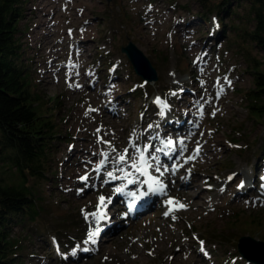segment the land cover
I'll return each instance as SVG.
<instances>
[{"label": "rangeland", "instance_id": "obj_1", "mask_svg": "<svg viewBox=\"0 0 264 264\" xmlns=\"http://www.w3.org/2000/svg\"><path fill=\"white\" fill-rule=\"evenodd\" d=\"M93 1L95 5L86 8V0H53L55 8L51 5L47 10L56 13L55 24L49 29L43 26L44 17L36 18L37 10H43L44 5L40 0H27L24 17L19 21L18 37L24 62L36 90L58 101L53 118L61 133L55 140L51 158L52 180L45 187L46 201L41 216L28 226L14 224L11 227L12 235L24 246L19 264H118V257H127L135 247L143 252L128 264H159V234H165L174 245L178 235L194 240L201 264H255L242 256L237 242L241 235L264 241V226L255 228L241 220L242 217L233 224L227 221L235 211L261 213L264 209V155L261 154L264 150V118L257 120L248 112L243 93L253 87V78L242 46L248 45L252 55L263 65L264 49L243 43V38L235 37L233 31L227 36L221 35L219 16L204 9L199 0ZM155 2L168 12L170 22L157 29H145L143 16L153 9ZM207 12L209 21L206 23L201 15ZM178 18L180 31L173 32ZM235 21L238 23L240 19ZM46 30L53 39L60 40L54 64L71 69L78 78L88 76V89L81 86L82 77L77 82L79 87L68 88L65 81L68 73L60 78L45 77L38 64H47L44 45L51 38L46 35ZM186 33L192 35L191 39L209 43L206 66L199 62L195 67L193 59L187 55L183 39ZM129 41L149 57L157 69V80L147 81L135 72L121 49ZM203 69L220 84L213 93L212 102L216 108L223 104V108L220 111L214 108L203 117L204 105L198 103L195 116L199 122L190 123L177 113V107L181 102H186V110L192 107L190 98L203 90ZM196 74L201 76L199 80L195 79ZM222 90L226 94L221 97ZM107 94L112 97L110 115L117 116L119 121L115 131L108 128L95 110V96ZM157 98L161 104L155 102ZM119 105L123 106V111ZM186 130V134H182ZM218 133L225 143L223 151L212 157L211 164L199 162L194 151L197 144L201 153L211 137ZM148 135L163 145H168L169 140L173 142L162 152H157L156 162L171 169L176 166V170L184 165L185 178L196 172L208 197L217 187L224 186L228 178L225 175L236 166L248 175L247 185L238 193L230 191L222 204L212 199L196 211L176 192L177 188L167 187V180L159 176L149 161L152 165L149 173L163 182L164 192H155V197H150L149 207L135 215L130 214V207L122 209L118 215L119 207L123 206L121 200L110 198L105 204V208L109 207L106 217L112 224H118V228L109 230L103 239V231L100 232L94 244L87 242L91 223L90 216L86 219L85 214L97 210L102 197L101 184L89 177L83 180V187H78V176L74 171L80 159L75 153L87 146L100 150L103 155L109 151L123 152L131 146L144 150ZM150 152L147 147L146 157ZM137 154L139 156V152ZM174 154L176 158L173 159ZM193 156L194 159H188ZM261 163L263 167H260ZM140 178L141 182L145 180L144 176ZM65 182L73 183L72 189L64 187ZM142 185L145 189L146 184ZM84 187L86 190L80 193ZM197 190L192 189V193ZM248 190H251L249 201L244 202ZM170 198L187 207L165 215L170 207L166 202ZM221 255H224L222 260L218 258Z\"/></svg>", "mask_w": 264, "mask_h": 264}, {"label": "trees", "instance_id": "obj_2", "mask_svg": "<svg viewBox=\"0 0 264 264\" xmlns=\"http://www.w3.org/2000/svg\"><path fill=\"white\" fill-rule=\"evenodd\" d=\"M26 1L0 0V264H19L24 246L12 235L11 227L28 226L41 216L45 187L52 180L55 140L61 135L53 118L58 101L36 90L23 59L18 32ZM199 4L217 13L221 35L233 31L243 43L264 49V0H199ZM208 12L201 15L206 23ZM248 47L242 46L253 87L243 94L249 114L261 120L264 65ZM240 218L255 228L263 227L264 209L261 213L235 211L227 222L233 224Z\"/></svg>", "mask_w": 264, "mask_h": 264}, {"label": "bare ground", "instance_id": "obj_3", "mask_svg": "<svg viewBox=\"0 0 264 264\" xmlns=\"http://www.w3.org/2000/svg\"><path fill=\"white\" fill-rule=\"evenodd\" d=\"M40 2L44 5L43 10L39 7V10H37L36 18L42 19L45 18V23L43 26H48L49 29L51 28V24H55L54 14H51L52 12L50 10H47L52 4L53 0H40ZM91 5H95V1L93 0H86L84 2V7L88 8ZM155 6V7H154ZM153 6V9L149 10V13L146 16H143L142 25L145 29H157L161 24H165L170 22V15L168 12H165L161 9V6L158 2H155ZM52 9L55 8V5L51 6ZM44 14V15H43ZM174 25V31L173 32H179L178 22ZM49 30H46L45 33L47 36L50 35ZM51 39L46 41L44 45V56L45 59L48 58L45 62L47 64H38L39 68L45 72V77L51 78V75L55 77H62L65 74L68 73V77L65 79L67 82L68 88H76L77 82H79V78L72 73L71 69H67L65 66H61L59 64H54L55 60H57V46L59 45L60 40H55L52 38V36H49ZM192 35L186 33L183 35V39L186 45V51L187 55L191 57L194 61V66L196 67L199 62L203 63L204 66L207 65L208 59V50H209V43L200 42L196 39H191ZM55 54V55H54ZM43 56V57H44ZM207 59V60H206ZM47 65V66H46ZM202 74L205 78L204 84H203V90L193 97L190 98V104L192 107H187L189 110L184 107L186 105V102H181L180 106L177 107V113L180 114L183 118H186L190 121V123L199 122V119L197 116H195L197 110V104L202 103L204 105L203 108V117L212 109H216V111H220L223 108V104L218 106L217 108L214 106L212 102L213 93L215 90H217V87L220 86V84L216 81L215 78H213L210 73L206 74V71L203 69ZM83 82L81 83V86H84L88 89V76L82 77ZM201 78L200 75L195 76V79L199 80ZM182 82V79H179ZM178 80V81H179ZM93 84L96 85L94 82ZM80 86V85H79ZM111 94V93H110ZM110 94L100 96L96 95L95 99L97 100L96 103V113L98 116L103 119L108 128L115 131V129L119 128V121L118 117L115 115H110L109 107L112 106L111 100L112 97ZM226 92L223 90L220 92V96H224ZM111 99V100H110ZM113 103V102H112ZM120 103V102H118ZM119 109L123 111V106L119 105ZM197 127V126H196ZM193 127V128H196ZM188 130L183 132L182 134H186ZM146 143L148 149H151V152L148 155L149 161H151L154 165L156 164V155L157 152H162L167 146V144L163 145L160 144V142L157 141L156 138H152L150 135L146 137ZM159 146V148H158ZM225 143L221 137V135L215 134L210 139V143L206 144L204 148L202 149V152L199 153L198 157L196 159L199 162H208L211 164V159L213 156H218L224 149ZM128 151L126 153V161L124 163L118 162V157L122 154H125V150L123 152H116L113 153L111 151L107 152L106 155H103V153L100 150L93 149L90 146H87L86 148H83V150L80 153H75L76 157H79L78 166H76V169L74 171L75 176H78L76 179L77 183H79L78 187H83L84 183L83 180H81V176L85 174L88 178H95L96 184H101V192L102 197L105 198L103 205L100 207V211L105 213L109 210V207L105 208V204L108 203L109 199L119 197L117 200H121V207L118 210V215H120L122 209H128L129 206H131V209L129 210L130 214L132 211L134 213L141 209L143 203H145L148 199V202H151L153 197H155L154 193H149L148 198L147 195L141 197V200H135L132 196L127 195L129 192H135L137 195H140L141 192L147 190L144 189V185L141 183L142 176L139 175L134 169L131 168V163L134 159L138 158L137 151L134 147H128L126 148ZM176 158V155L174 154L173 159ZM99 160L102 161V164L99 165ZM205 161V162H204ZM164 165V164H161ZM260 167H263V163L260 164ZM166 166V165H164ZM169 171L165 172L163 177L167 180V187L169 189H175L178 194L182 195V198L187 200L190 207L193 208L196 211H200L202 208H204L212 199L215 201V203H223L225 202L226 198H228V195L231 193L230 191H237V193L240 191L239 185H241V182H243V186L247 185L246 179L248 178L247 174L242 170L240 166H236L230 170L225 176H227V180L225 181L224 186L217 187V189L213 192L212 196H207L205 189L201 186L199 178L196 175V172L194 174H189L187 178L183 176L184 172V165H180V168L178 170H175L173 173V170L171 167L167 165ZM99 169V170H97ZM163 170V168L161 169ZM112 172L116 179H111L108 177V173ZM125 172H132L133 176L131 179L134 180L133 183L125 182L124 179H120L119 177H122ZM231 177V179H229ZM147 179V177H145ZM90 182V181H89ZM64 187L68 186L69 190L72 189L73 183L71 182H65L63 183ZM129 184H132L133 186H130ZM117 188H123V193H118L116 191ZM135 188V189H133ZM83 190H80V193L84 192L86 190V187L82 188ZM192 189H198L197 192L192 193ZM244 189V188H243ZM251 190L247 191V194L245 193L244 202L249 201L250 192ZM152 197V199H150ZM88 198L82 200L86 201ZM132 200V201H131ZM231 200H234V197L231 198ZM100 201V199H99ZM128 201H131L129 204ZM129 204V205H128ZM100 205V203H99ZM98 210V208H97ZM95 210V212H97ZM144 208L142 209V211ZM94 212V213H95ZM117 214V212L115 213ZM134 215V214H133ZM89 221L91 223V231H93L95 228L99 227L100 232L103 231L104 237H101V239L105 238L106 233L110 230L113 231V229L118 228V224H112L110 219H104L101 220L99 224L95 222V218L91 215H89ZM111 237V235L109 236ZM106 236V238H108ZM99 239V240H101ZM176 241V244H172L171 239L165 236V234H159L157 239V246H159V249L161 251V259L159 264H201V255L199 252V248L195 244L194 240L183 238L182 236L178 235L174 238ZM88 240V239H87ZM100 244H102L101 241H99ZM99 244V243H98ZM142 249L139 247H135L133 250H131L130 254L127 257H118L117 262L118 264H128L133 260H136L138 256L141 254Z\"/></svg>", "mask_w": 264, "mask_h": 264}, {"label": "snow or ice", "instance_id": "obj_4", "mask_svg": "<svg viewBox=\"0 0 264 264\" xmlns=\"http://www.w3.org/2000/svg\"><path fill=\"white\" fill-rule=\"evenodd\" d=\"M77 87H79V85H77ZM157 104H161L162 102L160 101L159 98H157V100L155 101ZM163 107H167L166 104L163 105ZM213 115H215V113H212ZM87 115V113H86ZM201 115H203V110H201ZM97 131L99 132L100 130L97 129ZM107 143V142H105ZM168 145L171 146L172 145V141L169 140ZM181 145L183 144V141L180 142ZM147 147L150 146H146V148L144 150H141L139 148H137V152H139V156L137 159H134L131 163V168L134 169L137 173H139L140 176H144L147 177V179L143 180L141 183L142 184H146L147 185V190L143 191L140 193V195H137V193L135 192H129L127 193V195L132 196L134 199H140L143 196L148 195L149 193H155V192H164L165 189V185L163 184V182L159 179V177L156 176H152L149 173V168L152 167L151 163L149 162V159L146 157L145 152L147 151ZM127 149H125V154L120 155L117 159L118 162H120L121 164L124 163L127 159L126 157V153H127ZM196 155H199L200 152V145L199 143L197 144V148L194 150ZM106 155V154H105ZM195 157H188V159H194ZM163 168V170H161ZM99 170V169H97ZM173 173L176 170V166H173ZM155 171L157 173H159V176L162 177L164 175L165 172L169 171L167 166L161 165L159 161L156 162L155 164ZM133 176L132 172H125L124 175L122 177H119L120 179H124L127 180L128 183H133L134 180L131 179V177ZM108 177L111 179H116L117 177H115L113 175L112 172L108 173ZM81 180H87L88 177L84 176L80 178ZM231 179V177L229 178ZM243 186V182H241V185H239V187ZM116 191L118 193H123L124 189L123 188H117ZM105 198L104 197H100V205H98V210L95 213H91V214H85V218H88V215H91L95 218V222L97 224L100 223L101 220L106 219L105 213L100 211V207L103 205ZM170 207L168 209V212L165 213V215H168L169 213L173 212V211H178L181 209L186 208L187 206L180 203L179 201H175L174 199L170 198L167 202H166ZM131 208V206H130ZM175 219V217H173ZM100 233V228L97 227L95 228L93 231H90L88 233V240L87 242H91V243H96V237L99 235ZM85 251H87V249H85Z\"/></svg>", "mask_w": 264, "mask_h": 264}, {"label": "water", "instance_id": "obj_5", "mask_svg": "<svg viewBox=\"0 0 264 264\" xmlns=\"http://www.w3.org/2000/svg\"><path fill=\"white\" fill-rule=\"evenodd\" d=\"M128 56L135 72L147 81L158 79L157 69L152 65L149 57L133 41L121 47ZM239 252L248 261L264 264V241L250 235H241L237 242Z\"/></svg>", "mask_w": 264, "mask_h": 264}]
</instances>
